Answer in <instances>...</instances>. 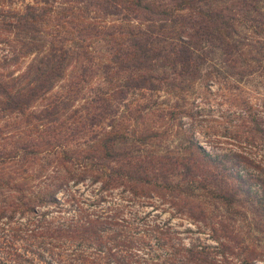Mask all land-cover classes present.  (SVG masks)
Masks as SVG:
<instances>
[{"label": "trees", "instance_id": "obj_1", "mask_svg": "<svg viewBox=\"0 0 264 264\" xmlns=\"http://www.w3.org/2000/svg\"><path fill=\"white\" fill-rule=\"evenodd\" d=\"M33 1L36 3L26 4L23 11L0 6V43L9 51L0 68L21 56L34 54L25 69L16 75L7 74L4 78L0 70V121L3 120L0 123V187L5 185L16 191L13 199L2 198L0 202V231H9V237L4 239L12 247L1 250L5 246L0 241V251L5 253V259L0 256V264H7V259L12 264H58L60 259L63 263L60 250L69 242L94 246L96 250L88 255L78 254L77 260L70 264H101L98 257L110 254L113 260L107 258L104 264H132L126 256L114 255L115 246L128 245L131 232L114 228L116 222L112 217L103 215L99 209L86 211L80 204L82 200L75 201L74 213L68 217L52 215L51 210L40 207L58 203L57 192L68 188L70 180L102 179L105 186L114 175L106 168L113 160L110 148L116 138L139 135L136 127L102 138L104 150L101 148L99 155L75 156L74 168L66 164L72 158L66 143L89 131V137H83L88 143L89 139L96 138L94 129L100 121L110 118L114 125L122 111H135L134 95L144 97L147 92L153 94L159 90L170 92L176 96L168 109L170 119H174L178 113H187L184 93L190 88L195 90L197 80L212 77L244 80L262 71L264 0ZM72 61L77 62L78 71L60 89L54 90L55 83L65 77ZM96 75L98 81L88 89L90 95L85 94L89 100L82 108L73 106L81 90L86 89L85 84L91 85ZM42 99L45 100L42 106L33 108L32 104ZM148 104L135 109L140 113L150 111L153 106ZM194 113L191 108L187 115L194 117ZM248 113L251 123L246 131L264 142V117L250 109ZM62 114L74 121L70 134L41 130ZM77 117L80 119L76 120ZM22 118L26 119L23 124L28 127V134L20 138L16 136L19 131L12 129L18 127ZM110 120H106L109 125ZM190 140L192 143L187 149L193 148V155L183 162L182 170H178L182 181H176L172 188L185 191L182 185L185 181L189 188L206 190L217 205L231 208L238 203L243 207L239 209L244 216L246 209L257 220L259 216L258 229L264 236V165L238 153H211ZM39 153H46L44 162L52 166L50 181L36 188L26 185L27 180L18 184L11 172H17L19 180L41 173L40 167L39 171L24 173L27 162L42 156ZM190 159L194 165L204 162L217 169L210 170L203 179H196L194 175L199 172L188 162ZM134 175L140 178L139 173ZM122 221V225L131 226L130 220ZM151 230L157 244L170 249L169 259L182 254L193 261L197 259L199 250H194L195 245H183L178 238L172 240L169 230L157 227ZM255 239L260 241L262 237ZM15 240L25 245L15 246ZM50 244L59 247V251H53ZM223 248L227 247L216 251L223 254ZM47 249L49 258L42 252ZM144 260L142 264H150Z\"/></svg>", "mask_w": 264, "mask_h": 264}, {"label": "rangeland", "instance_id": "obj_2", "mask_svg": "<svg viewBox=\"0 0 264 264\" xmlns=\"http://www.w3.org/2000/svg\"><path fill=\"white\" fill-rule=\"evenodd\" d=\"M29 3L35 4L36 2L33 0H12V2L0 0L1 7H9L17 11H23ZM37 3L44 4V2ZM7 54H9L7 46L0 43V62ZM33 55L29 53L19 57L16 62L2 66L0 70L4 72V78L9 76L7 74L12 76L23 71L33 59ZM77 65L76 61L68 65L65 77L55 83L54 90L60 89L61 85L67 83L68 78L74 76V72L78 71ZM212 76L214 75L211 73ZM212 78L214 79L197 80L194 87L196 89L191 91L190 88L184 93L183 104L187 113H178L174 119H170L168 109L174 104L176 96L164 90L153 94L147 92L144 97L140 94L134 95L132 104L135 105L133 107L135 111L127 112V109L122 111L121 116L115 119L114 125L110 118L100 121V125L97 124L98 126L94 129L95 139H89L88 143L83 140V137H89V131L84 132V135L79 132L76 138L72 137L70 143H66L67 152L72 156L66 164L74 168V162L77 160L75 156L80 158V154L83 153L99 155L100 149L104 150L102 138L118 134L120 130L125 131L126 128L131 127H136L139 134L115 139L110 148L113 160L107 159L112 161H109L106 167L114 175L105 186H103L102 179L95 182L90 177L80 182L70 180L68 188H62L57 192L58 203L40 208L51 210L52 215L68 217L74 213L75 201L82 200L80 204L86 211L98 212L99 209L103 215L112 217V220L116 222L113 224L114 228L130 230L128 245H117L113 248V252L117 257L126 256L134 262L132 264H142L144 259L149 260L150 264H156V262L159 264H264V236L258 229L259 216L257 220V216L247 209L245 210L246 216H244L239 209L243 207L238 203L231 208L217 205L206 190L196 186L189 188L184 180L182 185L185 191L172 188L176 181H182L178 170H182L183 162L193 155V148L187 149V146L192 143L189 142L190 139L197 141L211 153H238L252 159L253 162L264 165V142L261 138L254 137L246 131L251 123L249 109L257 111L264 117V69L254 72L244 80L231 77ZM97 81L98 76L96 75L90 82L91 85L85 84L86 89L81 90L80 95L73 101V106L82 108L85 105L89 100L85 94L90 95L88 89ZM232 86H237V88ZM44 101L43 99L35 101L32 104L33 108L41 107ZM144 104L152 105L153 109L141 111V113L135 109L136 107L143 108ZM191 108L195 112L194 117L187 115L188 112L191 113ZM78 119L80 117L76 118ZM107 119L110 120V125L106 123ZM199 119L203 120L199 121ZM25 121V118L20 119L19 124L17 123L18 127L15 126L16 128L13 129L10 127L8 130L12 129L16 133L19 131L16 136L20 138L27 136L28 127L23 124ZM2 122L3 120L0 121ZM73 122L71 117L62 114L57 120L46 123V127L43 126L41 130L69 133L73 129L71 128ZM155 134L157 136H150ZM39 154L42 156L38 155L27 162L28 168L24 173L31 174L35 170L39 171V167L43 168L41 173L35 172L19 180L18 173L11 172L10 175L15 180L17 179L18 184H24L27 180L26 185L36 188L37 186L43 187L50 181L49 173L52 166L44 162L46 159L43 155L46 153ZM188 162L199 172L194 175L196 179H203L210 170L217 169L204 162L199 164L197 162L195 165L191 159ZM59 168L63 170L61 166ZM137 173L140 174V178L135 177L134 174ZM188 177L191 176L188 175ZM183 178L186 176H182ZM14 192H16L14 189L5 185L0 187V202L2 198L13 199ZM234 208L239 210L234 212ZM122 219L130 220L131 226L122 225L124 223ZM21 220L23 222L24 219ZM0 225L2 226V221ZM152 227L169 230L173 237L172 240L175 241V238H178L183 245H195L194 250H199L197 259L193 261L185 258L184 254L169 259L170 249L165 245L157 244V238L151 230ZM8 232V230L0 231L2 236L0 241L5 246H2L1 250L12 249L5 244L4 238L9 237ZM259 236L262 237L260 241L255 239ZM14 242L15 246L25 245L20 240ZM48 246L56 252L60 249L51 244ZM223 246L227 247L223 248L225 250L223 254L216 251ZM92 251H96L94 246L76 245L75 242H69V245L62 246L60 252L64 261L62 263L60 259L58 264H70L69 262L77 260L78 254L88 255ZM42 252L49 258L48 249ZM181 252L184 253L183 250ZM3 255L5 256L4 251H0V256ZM4 256L3 259H5ZM245 256L249 258L247 261L243 260ZM98 258L102 260L101 264H104L107 258L113 260V255L110 254L107 257L102 255ZM90 259L93 257L91 256ZM7 264L12 263L7 259Z\"/></svg>", "mask_w": 264, "mask_h": 264}]
</instances>
